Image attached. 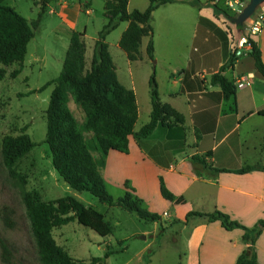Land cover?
<instances>
[{"label":"crops","instance_id":"obj_1","mask_svg":"<svg viewBox=\"0 0 264 264\" xmlns=\"http://www.w3.org/2000/svg\"><path fill=\"white\" fill-rule=\"evenodd\" d=\"M64 1L56 3L69 39L73 31H85V38L88 24L81 22L79 26V19L84 9L86 14L92 13L93 0ZM128 8L136 9L131 8V0ZM158 10L167 14L164 19L172 24V38L184 40L185 44L181 63L173 68L163 66L167 71V88L162 89L157 78L162 102L181 114L184 121L171 122L170 126L160 124L142 140L131 136L129 151L111 150L101 172L107 185H115L124 192L133 189L149 211L162 215L161 222L182 225L181 231L187 232L185 264H236L249 246L243 238L244 230H228L220 221L188 214L220 210L248 228L264 220V170L239 172L248 165H264V76L246 47L234 67L222 72L236 85L235 94L225 100L222 88L211 84V76L228 62L233 49H238L241 35L230 21L233 18L216 14L211 0H199L197 4L192 0L168 3L158 7L154 14ZM128 27L129 22L125 21L117 28H122L119 42ZM247 27L244 37L249 35ZM254 39L260 45L264 61V27ZM156 63H160L158 57ZM116 71L119 82L133 89L137 99L133 68L129 67L123 81L117 68ZM243 77L246 85L239 88L237 84ZM137 104L139 118L138 99ZM151 112L152 103L149 116ZM254 135L260 138L254 139ZM194 156L201 157L203 162L194 160ZM211 167L226 170L214 172ZM162 180L176 200L183 201L164 198ZM106 205L88 207L110 222L102 210ZM254 247L258 264H264V227Z\"/></svg>","mask_w":264,"mask_h":264},{"label":"trees","instance_id":"obj_2","mask_svg":"<svg viewBox=\"0 0 264 264\" xmlns=\"http://www.w3.org/2000/svg\"><path fill=\"white\" fill-rule=\"evenodd\" d=\"M4 1L0 0V63L9 66L25 61L28 45L35 36V30L40 25L45 9L36 20L30 22L15 7L5 4ZM178 1L182 0H149L150 4L145 10L136 8L130 11L129 0H106L104 16L107 22L98 33L90 68L86 69L85 31H73L62 71L53 81L55 87L47 109V143L52 151L53 164L60 178L76 191H88L103 203L120 206L129 212L136 213L141 219L159 223L162 221V215L149 211L144 200L138 197L133 189L126 191L122 196L115 197L108 190L101 168L111 150L129 151L131 136L142 140L152 135L160 124L170 126L171 122L177 124L184 120L181 114L162 102L154 71L150 78L152 103L150 120L139 131H135L139 115L136 94L133 89H128L119 82L107 37L122 22L127 21L129 27L122 34L120 47L127 53L130 60H136L139 57V47L143 37L150 36L147 52L153 60L155 58L153 12L161 5ZM192 2L197 4L199 0H192ZM214 10L216 14H224L228 18H234L236 14L223 2L215 4ZM246 38L250 45L248 53L254 57L257 69L264 76V61L260 45L254 36L247 35ZM237 50L234 48L228 62L219 72L211 76V84L222 88L225 100L235 94L236 85L222 72L234 67ZM20 72V69L15 70L13 76ZM5 74L6 70L0 68V79ZM51 84V81L47 82L41 90ZM70 98L83 109L85 117L82 122L77 120L70 109ZM86 134H90V137ZM1 146L3 164L10 177L20 178L15 171V164L28 154L36 143L27 134L17 137L6 135ZM193 159L203 162L199 156H194ZM211 169L214 172L226 170L216 167ZM255 169L264 170V165L261 163L248 165L239 172ZM20 179L22 181L18 187H20V194L31 223L41 264H96L105 261L116 251L108 248L104 256L95 257L90 263L76 261L57 243L53 235L55 228L77 220L100 235L108 236L114 232L113 225L76 196L67 195L44 201L37 198L32 191L27 190L25 180L22 177ZM161 193L170 201L176 200L163 180ZM176 201L181 202L183 199ZM3 214L4 220L12 226L10 214L8 212ZM191 215L205 216L210 221H220L228 230L242 228L243 238L249 246L239 256L236 264H258L254 245L264 227V220H261L256 227L248 228L232 220L228 214L220 210L211 213L190 212L188 217ZM120 244H123V241H120ZM0 245L4 261L10 263L12 257L10 245L1 237Z\"/></svg>","mask_w":264,"mask_h":264},{"label":"rangeland","instance_id":"obj_3","mask_svg":"<svg viewBox=\"0 0 264 264\" xmlns=\"http://www.w3.org/2000/svg\"><path fill=\"white\" fill-rule=\"evenodd\" d=\"M57 0H5L4 3L17 9L30 22L36 20L45 9L35 36L28 45V53L23 63L6 66L0 63V68L6 70L0 79V237L5 239L12 249L11 262L2 257L0 245V264H41L38 257L31 223L23 203L19 183L22 177L26 189L32 191L41 200L49 201L67 195L76 196L86 206L100 208L106 203L101 202L88 191L72 189L55 170L52 151L47 143V109L55 83L60 75L65 55L70 44L68 31L58 16ZM78 3L79 0H65ZM85 1V0H84ZM90 1V0H89ZM106 0H93L92 13L86 14L85 9L79 19L88 24V34L84 38L87 46L86 69L91 66L93 50L98 33L107 22L104 16ZM68 2L69 4H71ZM50 4V5H49ZM149 5V0H131V8L140 10ZM87 6V4H86ZM263 6V5H262ZM260 6L246 23L254 18ZM53 10L52 12H50ZM155 12V11H154ZM153 12V41H156V55L160 63L149 57L147 46L151 39L144 36L139 47V57L130 60L127 53L119 45V33L122 28L115 29L107 37L110 52L121 80H125L129 67L133 68L136 79L137 99L141 109L135 128L139 130L150 120L151 86L150 78L155 71L162 89L167 88V71L163 66L175 67L180 64L185 52L184 40L172 38V24L164 19V10ZM236 13L235 17H238ZM167 15V14H166ZM123 24L121 27H123ZM234 25V24H233ZM235 26V25H234ZM56 29V30H55ZM236 30V29H235ZM83 32V31H82ZM237 32V31H236ZM21 72L13 76V72ZM147 76L148 81H147ZM52 82L46 89L41 88ZM158 82V81H157ZM69 107L82 122L85 117L83 109L72 98ZM27 134L36 146L15 164L19 177H10L3 164L2 140L4 136H19ZM90 137V134H86ZM260 138L254 135L253 138ZM222 150V147L219 151ZM252 155V152H251ZM21 184V183H20ZM108 190L115 196L124 195V190L110 183ZM102 209L106 219L113 224L114 232L102 236L93 229L80 224L77 220L57 227L53 235L57 243L63 247L76 261L90 263L95 257L104 256L108 248L116 250L105 261L96 264H185L187 232H182V225L173 222H152L141 219L118 206ZM4 212L11 216L12 226L4 220ZM186 229V228H184ZM123 241V244H120Z\"/></svg>","mask_w":264,"mask_h":264},{"label":"built area","instance_id":"obj_4","mask_svg":"<svg viewBox=\"0 0 264 264\" xmlns=\"http://www.w3.org/2000/svg\"><path fill=\"white\" fill-rule=\"evenodd\" d=\"M212 4H218L220 0H211ZM248 3V0H224L225 6H227L229 9H231L235 13H240L246 4ZM264 27V5L261 7L259 11L255 14L254 18L249 23V35L256 36L258 35ZM249 47L250 45L247 42V38H241L238 41V50L236 52V56L240 57L243 55V50ZM246 85V78L243 77L237 84V87L243 88Z\"/></svg>","mask_w":264,"mask_h":264},{"label":"water","instance_id":"obj_5","mask_svg":"<svg viewBox=\"0 0 264 264\" xmlns=\"http://www.w3.org/2000/svg\"><path fill=\"white\" fill-rule=\"evenodd\" d=\"M262 5H264V0H248L244 9L238 14V17L230 19V21L235 25L239 35H241V38L244 37L242 34L244 33L246 23L254 12Z\"/></svg>","mask_w":264,"mask_h":264}]
</instances>
